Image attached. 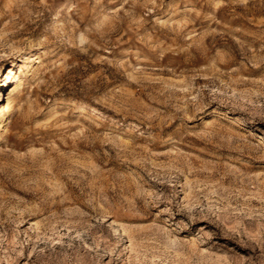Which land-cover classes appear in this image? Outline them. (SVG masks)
<instances>
[{
  "label": "rangeland",
  "instance_id": "1",
  "mask_svg": "<svg viewBox=\"0 0 264 264\" xmlns=\"http://www.w3.org/2000/svg\"><path fill=\"white\" fill-rule=\"evenodd\" d=\"M3 111L0 264H264V0H0Z\"/></svg>",
  "mask_w": 264,
  "mask_h": 264
},
{
  "label": "bare ground",
  "instance_id": "2",
  "mask_svg": "<svg viewBox=\"0 0 264 264\" xmlns=\"http://www.w3.org/2000/svg\"><path fill=\"white\" fill-rule=\"evenodd\" d=\"M8 77H10V75L8 76ZM9 105L10 104H8V105H6L5 107H4V110H6L7 108L9 109ZM3 113V115L1 116V118H0V127L3 125V123H4V121H5V113H4V111L2 112Z\"/></svg>",
  "mask_w": 264,
  "mask_h": 264
}]
</instances>
